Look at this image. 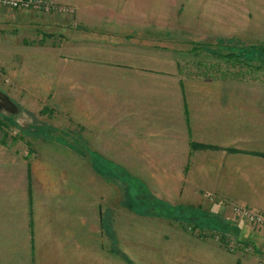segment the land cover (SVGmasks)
<instances>
[{
    "label": "crops",
    "instance_id": "0c3cea01",
    "mask_svg": "<svg viewBox=\"0 0 264 264\" xmlns=\"http://www.w3.org/2000/svg\"><path fill=\"white\" fill-rule=\"evenodd\" d=\"M16 18L21 17L0 7V33L14 29ZM97 34L102 33L98 30ZM90 38V46H109L110 38ZM175 60L178 59L172 60L177 70L174 67V71L164 75L153 74L160 73L153 71L156 65L93 63L94 72L89 69L87 73L91 99L88 143L95 147L104 135L99 134L105 131L99 117L108 120L107 117L118 116L111 131L113 141L119 144L118 163L126 164L128 159L136 165L133 178L142 191L149 190L152 195L166 198L146 205L161 211L165 210L162 207L186 208L197 217L201 212L204 217L208 213L218 214L223 221L207 219H215L218 227L234 230L237 240L252 244L257 254L264 256L260 252V245L264 246V229L241 220L229 205L220 204V201L241 204L264 213V91L256 84L239 85L255 83L248 75H222L219 71L207 75L201 70L194 71L193 67H202L201 62L189 65L184 71ZM251 64L246 68L259 67ZM106 100H113L110 113ZM48 143L53 145L47 141L24 153L13 142L0 138V264H94L89 253L94 250L100 233L103 236L100 238L109 244V256L127 263L126 254L121 249L116 251L112 244L120 239L119 235L126 238L125 230L131 225L112 219L113 228L118 229L110 230L109 225H104L102 206L95 209L92 205L78 204L73 171L79 162L73 163L74 151L59 142H55L53 149L45 150ZM95 172L94 168L87 170L89 198L94 203L91 186L94 180L102 179ZM96 196L103 200L107 197V208L112 205L117 211L120 208V192L110 190ZM168 200L178 203L172 206ZM150 217L153 218L150 222L159 218ZM140 220L133 221V226L138 227L139 222L142 225ZM160 222L178 227L179 230L172 231H180L177 236L182 239L200 241L199 236L179 223L177 226L172 221ZM136 233L139 235L136 241H142L141 233ZM213 247L219 252H198V263L190 261L194 260L190 256L188 260L183 258L182 264H248L245 258L249 261L254 255ZM81 250H86V254ZM166 259L167 264L175 260L173 248L167 247Z\"/></svg>",
    "mask_w": 264,
    "mask_h": 264
},
{
    "label": "rangeland",
    "instance_id": "374dc122",
    "mask_svg": "<svg viewBox=\"0 0 264 264\" xmlns=\"http://www.w3.org/2000/svg\"><path fill=\"white\" fill-rule=\"evenodd\" d=\"M49 1L66 10L8 8L21 18L15 19L14 29L0 33V87L14 104L13 109L0 107V138L13 142L24 153L47 141L53 145L48 143L45 150L53 149L55 142L70 148L74 151L73 163L79 162L73 171L74 189L79 192L78 204L92 205L95 209L102 206L104 225H109L110 230L118 229L112 226L114 219L131 225L125 230L126 238L119 235L121 240L115 239L112 244L116 251L121 249L126 254L127 263L117 256H109V244L100 238L103 237L100 233L93 245L94 250L89 253L94 264H167V247L174 249L175 260L171 264H182L183 258L188 260L190 256L194 259L190 261L198 263V252H219L213 245L221 247L224 252L254 253L249 261L245 258L246 263L264 264V256L257 254L256 247L237 240L234 230L218 227L215 219H207L222 220L220 215L208 213L204 217L201 212L197 217L186 208L173 210L160 205L165 209L161 211L146 205V202L156 203L155 200L161 202L166 198L156 193L152 195L149 190L142 191L133 178L136 165L128 159L126 164L118 163L119 144L113 141L111 132L118 116L107 117L108 120L99 117L106 133H99L104 135L95 147L90 145L92 142L88 143L87 133L88 104L91 102L87 73L89 69L92 71L93 63L99 61L114 66L122 63L136 67L156 65L153 71L160 73L153 74L159 75L174 71V59H178L175 62L180 69L185 68L184 71L189 65L201 62L205 69L193 67L194 71L201 70L207 75L217 74V71L222 75H248L255 83L239 85L256 84L264 91V0ZM98 30L103 35L97 34ZM92 33L96 35L92 36ZM128 33L132 35L127 36ZM90 37L110 38L109 46H90ZM247 59L253 61L252 67L261 68L247 69L234 62H246ZM215 63L218 64L216 67ZM105 104L110 113L113 107L109 105L113 100H106ZM91 168L102 178L94 180L91 186L95 203L89 198L88 191L87 170L91 171ZM110 190L121 193L118 211L113 205V208H107V195L105 200L96 196L105 195ZM223 202L220 204L229 205L241 220L264 229L263 225L251 223L236 213V208L248 207ZM167 203L175 206L178 202L168 200ZM150 215L159 218L150 222L148 220L153 219ZM138 219L143 224L139 222L140 225L134 227L132 222ZM163 220L175 222V225L179 223L199 236L200 241L178 237L180 231L174 233L172 229L179 228L160 222ZM136 232L141 233L142 241H136L139 237ZM167 233L171 235L165 238ZM153 241L157 244H150ZM88 246L90 249L91 245ZM260 252H264L263 245H260ZM81 253L86 254V250Z\"/></svg>",
    "mask_w": 264,
    "mask_h": 264
},
{
    "label": "built area",
    "instance_id": "2783aa9c",
    "mask_svg": "<svg viewBox=\"0 0 264 264\" xmlns=\"http://www.w3.org/2000/svg\"><path fill=\"white\" fill-rule=\"evenodd\" d=\"M0 7L20 10H42V11H65L62 6L56 7L53 1L49 0H0ZM236 213L251 223L264 226V214L253 209L244 207L236 208Z\"/></svg>",
    "mask_w": 264,
    "mask_h": 264
},
{
    "label": "water",
    "instance_id": "95a60500",
    "mask_svg": "<svg viewBox=\"0 0 264 264\" xmlns=\"http://www.w3.org/2000/svg\"><path fill=\"white\" fill-rule=\"evenodd\" d=\"M0 107H5L9 109H13L14 104L8 95L1 89L0 87Z\"/></svg>",
    "mask_w": 264,
    "mask_h": 264
},
{
    "label": "trees",
    "instance_id": "16d2710c",
    "mask_svg": "<svg viewBox=\"0 0 264 264\" xmlns=\"http://www.w3.org/2000/svg\"><path fill=\"white\" fill-rule=\"evenodd\" d=\"M230 55V54H229ZM234 62H238V65L239 66H247V65H249L251 62H253V61H251V59H247V61L246 62H242V61H234ZM259 68H261V67H258V68H256V69H259Z\"/></svg>",
    "mask_w": 264,
    "mask_h": 264
}]
</instances>
